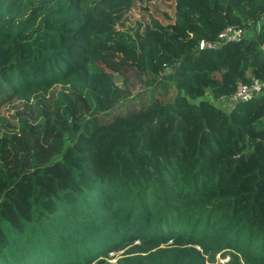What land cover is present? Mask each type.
<instances>
[{"label":"trees","instance_id":"obj_1","mask_svg":"<svg viewBox=\"0 0 264 264\" xmlns=\"http://www.w3.org/2000/svg\"><path fill=\"white\" fill-rule=\"evenodd\" d=\"M117 1L0 0V264H264V92L219 101L264 81V0L157 4L138 46L100 29Z\"/></svg>","mask_w":264,"mask_h":264},{"label":"rangeland","instance_id":"obj_2","mask_svg":"<svg viewBox=\"0 0 264 264\" xmlns=\"http://www.w3.org/2000/svg\"><path fill=\"white\" fill-rule=\"evenodd\" d=\"M157 4H159L160 8L166 9V11L168 12L172 11L174 7L190 9L191 12L195 10V6L192 4L191 0H118L112 5L111 10H109L107 14L101 16L100 29L106 33L107 29L109 31H113V33L110 35L111 39L126 31V35L134 42L135 46H138V39L143 40V38L145 37V33H142L145 22H148V27L151 28L149 21L150 17L156 18V16L159 14V11L155 9V7H157ZM146 43L147 42L145 41L143 45H145ZM110 49L115 53V56L119 60V63H121L120 67L123 76L122 78H124V80L126 81L125 85L129 92L130 102H138L139 95L143 92L146 97H149L150 95L148 93L150 90L149 88H146L145 80L141 76V69L143 67L142 63H140L138 60L132 59L126 60V62L120 61V58L125 59V56L120 52L119 45L117 44H113ZM165 73H167V70L165 71ZM164 78L165 77L163 76L161 79L164 80ZM168 83L169 82H167L166 84L167 94L163 101H168L174 95L173 87L170 86L168 88ZM158 92L160 93L158 97H160L162 94L161 88H158ZM38 97V95L35 96L34 94H32L30 103H33L34 99ZM205 97L207 99L211 98V96ZM14 111L15 110H12L10 107L4 108L3 115L5 119L11 121V119H9L7 115H12ZM228 111L229 110H226L225 112ZM121 252H117L113 258L108 260V263L114 264L115 261L119 258L118 256L121 254ZM215 261L220 264H225L227 261V257L222 259L219 254H217L215 256Z\"/></svg>","mask_w":264,"mask_h":264},{"label":"built area","instance_id":"obj_3","mask_svg":"<svg viewBox=\"0 0 264 264\" xmlns=\"http://www.w3.org/2000/svg\"><path fill=\"white\" fill-rule=\"evenodd\" d=\"M264 22V12L260 18L254 24L256 31ZM248 37V31L238 25H228L223 28L217 35L215 41H200L198 43V48L200 50L213 51L218 49L224 44H231L238 42L244 38ZM264 92V81L252 78L248 83L238 82L236 90L227 99H219L222 107L231 108L233 105L239 102H246L254 97L259 96ZM226 109V110H229Z\"/></svg>","mask_w":264,"mask_h":264}]
</instances>
